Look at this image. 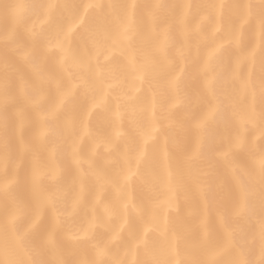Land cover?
<instances>
[{
  "label": "bare ground",
  "instance_id": "bare-ground-1",
  "mask_svg": "<svg viewBox=\"0 0 264 264\" xmlns=\"http://www.w3.org/2000/svg\"><path fill=\"white\" fill-rule=\"evenodd\" d=\"M264 0H0V264H264Z\"/></svg>",
  "mask_w": 264,
  "mask_h": 264
},
{
  "label": "snow or ice",
  "instance_id": "snow-or-ice-1",
  "mask_svg": "<svg viewBox=\"0 0 264 264\" xmlns=\"http://www.w3.org/2000/svg\"><path fill=\"white\" fill-rule=\"evenodd\" d=\"M258 164H259L262 168H264V157H262V158L258 161ZM262 227H264V226H262Z\"/></svg>",
  "mask_w": 264,
  "mask_h": 264
}]
</instances>
